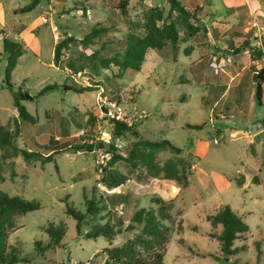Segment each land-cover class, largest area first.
Segmentation results:
<instances>
[{
	"label": "rangeland",
	"instance_id": "374dc122",
	"mask_svg": "<svg viewBox=\"0 0 264 264\" xmlns=\"http://www.w3.org/2000/svg\"><path fill=\"white\" fill-rule=\"evenodd\" d=\"M31 1L0 0V123L15 128V121H20L5 83L8 54L2 45L1 25L14 17L25 24L37 20V30L28 37L29 47L11 78L14 91L28 95L21 102L36 117V123L23 122L17 142L21 148L46 155L56 137L57 148L63 144L69 148H63L52 162L44 165L25 162L21 156L14 160L13 167L9 161L2 162L0 190L41 204L38 210L14 217L16 231L8 240V252L14 251L19 264H105V248L119 246L133 235L122 232L113 240L88 238L94 226L105 222V213L97 217L86 215L79 231L76 221L65 214L66 202L86 214L83 193L92 198L94 187L98 189L97 197L106 190L98 182L101 168L109 160V146L102 148L101 155L73 149L74 145L95 139L97 131L90 127L96 124L99 98L106 97L127 110L148 113L135 127L141 138L168 140L182 149L179 155L169 149L158 152L159 165L172 161L181 168V162L187 160L195 164L189 186L175 193L172 185H178L174 182L154 179L143 169L130 171L124 163H118L116 167L128 176L118 192L132 194L131 205L121 213L125 226L135 208L150 207L151 198L175 199V231L164 264H264V142L262 136L254 140L245 136L255 130L259 119L264 130V96L262 106L255 96V71L264 65V0H248L247 5L242 0H186L188 8L196 12L198 24L205 28L189 41L180 42L177 52L171 47L151 50L140 71L125 70L120 78L113 76L116 69L102 71L98 80L106 90L82 94L54 90L40 97L38 93L43 88L54 84H88L80 74L53 64L54 27L60 37L57 42L71 37L80 48L79 41L93 26H115L112 34L119 42L109 46L105 53L110 55L123 50L121 39L127 33L143 35V27L156 11L167 16L169 5L166 0H129L127 14L123 15L116 10L119 0H41L33 11L14 15L15 10ZM43 6L48 9L43 10ZM42 15L47 23L40 21ZM180 32L183 37L181 26ZM245 42L250 46L244 47ZM255 50L262 52V59ZM62 54L64 64L72 54L77 56L72 46L63 49ZM214 56H231L232 63L215 72L210 66ZM195 125L203 127L191 128ZM108 131L113 133V128ZM214 139H218V144H214ZM135 141L126 134L115 143L126 155ZM111 142L112 139L105 143ZM241 172L257 175L261 183L239 187L235 179ZM222 206H229L249 227L248 233L235 242L236 247L245 249L228 257L227 262L219 241L212 236L221 228L213 229L207 220ZM50 223L65 224V237L61 246L40 252L35 243H49L45 229Z\"/></svg>",
	"mask_w": 264,
	"mask_h": 264
},
{
	"label": "trees",
	"instance_id": "16d2710c",
	"mask_svg": "<svg viewBox=\"0 0 264 264\" xmlns=\"http://www.w3.org/2000/svg\"><path fill=\"white\" fill-rule=\"evenodd\" d=\"M166 2L169 5L167 16L161 10L156 11L143 27V35L127 33L121 39L124 44L123 50L113 54L107 55L105 52L108 51L110 45L119 42V39L112 34L116 30L115 26H93L79 41L80 48H78V42L71 37H66L58 42L54 47L53 63L55 67L63 71L69 69L76 75L80 74L88 84H54L43 88L38 93V97L54 90L77 94L96 92L100 89L106 90L103 82L98 80L102 76V71L116 69L117 73L113 71L115 78L122 77V72L125 70L140 71L149 51H162L166 47H171L174 52H177L180 42L189 41L201 29L205 28L202 23L198 24L196 12L188 8L186 0H166ZM40 3L41 0H32L28 5L15 10V14L29 13ZM128 6L129 0H119L116 10L126 15ZM180 26L183 28V37L180 36ZM2 45L5 53L8 54L5 83L13 95L20 121H15V128H12L10 124L3 126L0 123V167L5 161H9L13 167L15 165L14 160L20 156L25 162L37 161L41 162L42 165L52 162L54 155L62 151L67 145L63 144L61 148H49L47 155L27 147L21 148L18 145L17 141L21 137L23 122L36 123V117L31 115L22 104L20 96L22 92L14 91L11 83L13 71L24 53V45L22 42L7 37L3 38ZM244 45V47L250 46L248 42H245ZM69 46H72L77 56L72 54L64 64L62 62V50ZM255 51L258 58L262 59V52L260 50ZM255 72L258 80L255 96L258 105L262 106L264 65ZM23 94L25 93L23 92ZM135 127L136 125L129 127L116 122L112 142L110 144L105 143L103 146V149H106L107 145L109 146L106 149L109 160L107 165L101 168V178L98 183L106 190L97 197L95 192L98 189L94 187L92 198H88L87 194L83 193L86 214L75 210L70 203L66 202L65 214L76 221L77 231L80 230L86 215L97 217L99 214L105 213L103 218L105 222L94 226L92 231L88 233V238L105 237L113 240L116 235L122 232L133 234L123 244L105 248V264H164L168 245L175 231L172 214L175 199L166 201L161 196L151 198L148 208H135L129 224L125 226V220L121 213L124 208L131 205L132 194L118 192V189L125 185L128 176L121 172L116 165L122 162L130 171L143 169L154 179L174 182L180 190L189 186L190 179L194 174L192 167L194 163L188 160L181 162V168L179 164L172 161H168L162 166L159 165L156 161L158 152L169 149L174 154L179 155L182 154V149L174 146L168 140L152 141L141 138ZM202 127V125L191 126L193 129H202ZM126 134L132 135L136 141L133 148L126 155H123L116 147L115 140ZM89 146V144L74 145L73 149L77 152L89 151ZM40 208L41 204L36 200H26L22 196H12L0 190V264L20 263L14 251L8 252V240L16 231L14 217L25 215ZM207 220L213 229L221 228L218 234H212V236L219 241L225 262L228 261V257L236 256L245 249V247H236L235 242L248 233L249 227L229 206L220 207L215 214L208 215ZM178 229L182 230V225H179ZM45 232L49 237V243L45 246H42L40 242L35 243L36 250L40 252L61 246L65 237L66 226L63 223L58 225L50 223ZM257 246L259 247L258 242Z\"/></svg>",
	"mask_w": 264,
	"mask_h": 264
},
{
	"label": "built area",
	"instance_id": "2783aa9c",
	"mask_svg": "<svg viewBox=\"0 0 264 264\" xmlns=\"http://www.w3.org/2000/svg\"><path fill=\"white\" fill-rule=\"evenodd\" d=\"M43 23H47L48 19L46 17L42 18ZM55 38L58 41L60 39L57 34V28L54 27ZM233 57H218L214 56L210 62V66L215 72L223 71L232 63ZM17 111V110H16ZM96 124L90 127V130L97 131L95 139L91 142L90 145L93 146L91 150L92 153L97 152L100 154L102 148L99 147L100 143H108L113 138V133L108 131V128L111 127L114 130L116 122L122 123L126 126L132 127L135 126L139 121L148 117V113L145 111H139L138 109L127 110L123 106L115 101L109 100L106 97L99 98V106L96 109L95 113ZM84 134V131L81 132ZM214 144H218V139L213 140ZM101 155V154H100ZM103 156H100V158ZM103 159V158H102Z\"/></svg>",
	"mask_w": 264,
	"mask_h": 264
},
{
	"label": "crops",
	"instance_id": "0c3cea01",
	"mask_svg": "<svg viewBox=\"0 0 264 264\" xmlns=\"http://www.w3.org/2000/svg\"><path fill=\"white\" fill-rule=\"evenodd\" d=\"M242 1H243L244 4H246V5L248 4V0H242ZM47 9H48V7L43 6V10H47ZM14 15L18 16L19 14L16 15L15 11H14ZM44 17H46V16L42 15L39 18L41 22H42V18H44ZM36 22H37V20H34V21L31 20V21L27 22V24H25V23L20 22L19 19L14 17L7 24H2L1 25L2 26L1 28L4 29L1 32V34H3L4 37L10 38V39L12 38V40L22 42L23 45H24V49L28 48L29 47L28 46V42H26V41H27L28 37L32 36V34L37 30V28L35 26ZM33 39H34V37L32 38V42H33ZM57 43L58 42L55 40V45ZM15 109L17 110V108H15ZM217 118H222V117L217 116ZM259 120H261V119H259ZM259 120L256 122L257 128L254 131L247 133L245 136L248 139H250V140H254L256 137L262 136V139H263V142H264V130H262V128L260 127V125L258 123ZM235 134H236V132L233 133V135H235ZM58 139L59 138L56 137L54 139L55 142H52V140H51L52 146L49 147V148H56L58 146L56 144L57 143L56 141ZM66 148H69V146L66 147ZM194 166H195V164L193 165V168H194ZM238 175L239 176H238L237 179H235V182H236V184L239 187H241L243 189L247 188L252 183H256V184H260L261 183V180H260V178L257 175L253 176V175H251L249 173L244 174L243 172L239 173ZM179 189L180 188L178 186L172 185V190H174L175 193H177L179 191Z\"/></svg>",
	"mask_w": 264,
	"mask_h": 264
},
{
	"label": "water",
	"instance_id": "95a60500",
	"mask_svg": "<svg viewBox=\"0 0 264 264\" xmlns=\"http://www.w3.org/2000/svg\"><path fill=\"white\" fill-rule=\"evenodd\" d=\"M256 80H257V76H255V81H256ZM20 96H21V98H23V97H24V98H29L28 95H26V94H22V93L20 94ZM263 121H264V120H263ZM254 128L256 129V128H257V125H254ZM103 146H104L103 143H100V144H99V147H100V148H103ZM89 148L92 149L93 146L90 145Z\"/></svg>",
	"mask_w": 264,
	"mask_h": 264
}]
</instances>
